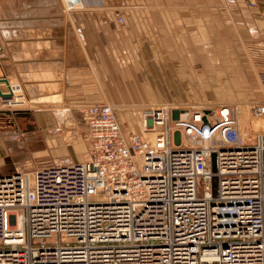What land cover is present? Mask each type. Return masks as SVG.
<instances>
[{"label": "built area", "instance_id": "1", "mask_svg": "<svg viewBox=\"0 0 264 264\" xmlns=\"http://www.w3.org/2000/svg\"><path fill=\"white\" fill-rule=\"evenodd\" d=\"M7 77L2 108L24 109ZM172 110L145 112L135 133L111 104L86 105L81 161L0 174V264H264V100L248 105L262 126L247 131L237 105Z\"/></svg>", "mask_w": 264, "mask_h": 264}, {"label": "crops", "instance_id": "2", "mask_svg": "<svg viewBox=\"0 0 264 264\" xmlns=\"http://www.w3.org/2000/svg\"><path fill=\"white\" fill-rule=\"evenodd\" d=\"M12 9L0 16V95L16 76L38 105L0 109V174L37 153L81 161L82 137L66 143L54 129L82 120L89 104H111L122 129L139 133L143 114L162 105L264 100L252 81L264 71V0H81L70 12L60 0H17ZM9 123L26 132L20 142Z\"/></svg>", "mask_w": 264, "mask_h": 264}, {"label": "rangeland", "instance_id": "3", "mask_svg": "<svg viewBox=\"0 0 264 264\" xmlns=\"http://www.w3.org/2000/svg\"><path fill=\"white\" fill-rule=\"evenodd\" d=\"M43 1V0H42ZM249 4L252 3V0H248ZM42 3V2H41ZM60 3L62 5V10L63 12H70V11H67L64 6H63V2L62 0H60ZM3 4H7L8 5V9H5V10H0V16H2V13L3 12H6V11H16V9H12V6L13 5H16L17 4V0H0V7L1 5ZM48 5V7L52 6L50 4H46ZM47 6H45V8L47 9L48 8ZM43 9V8H42ZM48 13V12H46ZM2 17H0V20H1ZM8 76V75H7ZM10 76V75H9ZM16 77V76H15ZM11 78V77H9ZM15 80V79H14ZM19 80L21 81V79L19 78ZM252 81L254 82V84L256 85L257 89L258 88V85H257V78H256V75L255 76H252ZM22 83V82H21ZM22 86H23V83H22ZM24 88V86H23ZM25 91V90H24ZM9 91H7L6 93H8ZM25 94V93H24ZM5 95V93L2 94V97ZM232 95H230L229 97H231ZM235 97L238 96V94H235L234 95ZM228 97V96H227ZM233 97V96H232ZM25 105H24V109H16L17 112H23L25 109H28V108H31V109H34L37 107L38 104L36 103H33L32 102V99L30 100V98L28 96H25ZM216 101V102H215ZM213 104L211 105H214V104H217V103H233L232 105L234 106H238L239 109H240V118H241V126L243 127V131H247L250 127V122L252 121L253 124H255V122H260V120H257L256 118H251L249 112H248V104L249 101H235V100H232L231 101H226V99L223 97L222 99H219L217 98V100H215ZM257 101H262V98L261 99H257ZM257 101H253L254 103L257 102ZM207 105H210L209 103H206ZM250 104H252V102H250ZM3 106L1 105V102H0V109L1 110H5V108H2ZM18 107H21V105H18ZM6 111V110H5ZM8 111H12V110H8ZM189 109L188 108H184V109H176V110H172V114H173V118H176L178 117L179 114H182V113H186L188 112ZM71 119L70 117H68L64 122L63 124H61V132H56V133H60L61 134V137L63 138V141L66 142V143H71L73 140L77 139L81 133H79V130L82 128L83 129V122L82 120H80L79 122L76 123V121H74L73 119ZM8 122V121H7ZM75 123V124H73ZM82 123V124H81ZM6 124V123H5ZM11 123H9L8 127L6 128H9L8 129V136H9V139H13L14 141H16L14 138H13V134L14 133H17L18 134V140L20 137H22V133L26 134V132L23 130V129H19L14 125H10ZM73 124V125H71ZM22 125V123L20 124ZM138 125V130L139 131H142V128H141V125H140V122L137 124ZM3 126L2 123H0V127ZM4 126H7V125H4ZM20 127V126H19ZM21 128V127H20ZM6 130V129H5ZM69 132H71V136H69ZM7 133V132H6ZM75 135V136H74ZM71 137V138H70ZM80 138V137H79ZM17 140V141H18ZM16 141V142H17ZM84 141V140H83ZM20 142V141H18ZM23 145V144H22ZM30 149V148H28ZM39 154V153H37ZM37 154H33V155H30V159L29 161L25 162L27 160V158L25 159L24 158H21L20 160H23L21 161V164L24 165V167H20L19 170H22V171H30L32 169H34L35 167L37 166H40V165H45L47 163H49L50 161H52L54 158L50 157L49 155L47 156H38L37 157ZM56 158V157H55ZM10 169V168H9ZM18 169V168H17Z\"/></svg>", "mask_w": 264, "mask_h": 264}, {"label": "bare ground", "instance_id": "4", "mask_svg": "<svg viewBox=\"0 0 264 264\" xmlns=\"http://www.w3.org/2000/svg\"><path fill=\"white\" fill-rule=\"evenodd\" d=\"M12 87V81L9 83V87ZM23 90H24V88H23ZM14 94V96H13V101L12 102H14L13 103V105L14 106H16V107H18V105H21V107H24V103H22V97L20 98V94H18V92H16V91H12ZM24 93H25V91H24ZM25 96H26V94H25ZM12 111H16L17 112V110L16 109H12ZM186 116V113H182L181 114V117H185ZM119 121V120H118ZM140 122V121H139ZM141 125V124H140ZM260 126H262V123L261 122H255V124H254V128H259ZM243 128V127H242ZM140 133V132H139Z\"/></svg>", "mask_w": 264, "mask_h": 264}, {"label": "water", "instance_id": "5", "mask_svg": "<svg viewBox=\"0 0 264 264\" xmlns=\"http://www.w3.org/2000/svg\"><path fill=\"white\" fill-rule=\"evenodd\" d=\"M214 154L212 155V169L213 171H215V164H214Z\"/></svg>", "mask_w": 264, "mask_h": 264}]
</instances>
